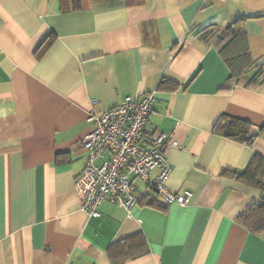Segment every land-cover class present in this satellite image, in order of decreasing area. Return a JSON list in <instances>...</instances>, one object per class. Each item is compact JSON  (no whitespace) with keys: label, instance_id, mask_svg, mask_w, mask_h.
I'll use <instances>...</instances> for the list:
<instances>
[{"label":"crops","instance_id":"1","mask_svg":"<svg viewBox=\"0 0 264 264\" xmlns=\"http://www.w3.org/2000/svg\"><path fill=\"white\" fill-rule=\"evenodd\" d=\"M231 32L253 60L239 80L219 52ZM150 91L145 133L172 134L167 186L191 196L165 203L137 177L129 212L105 200L91 217L74 188L88 113ZM229 118L251 143L224 135ZM254 154L264 158V0H0V264H264V230L238 220L261 192L221 173ZM125 238L128 254L110 257Z\"/></svg>","mask_w":264,"mask_h":264},{"label":"built area","instance_id":"2","mask_svg":"<svg viewBox=\"0 0 264 264\" xmlns=\"http://www.w3.org/2000/svg\"><path fill=\"white\" fill-rule=\"evenodd\" d=\"M154 99V91L140 98L126 95L113 108L99 114L88 113L92 129L81 139L86 160L74 188L89 216L98 217L99 205L105 200L129 212L137 201L133 182L129 180L131 175L144 180L165 203L188 202L190 191L177 193L167 186L171 166L166 150L174 145L172 134L145 133ZM104 155L109 157L95 164V159ZM153 170L156 172L150 176Z\"/></svg>","mask_w":264,"mask_h":264},{"label":"trees","instance_id":"3","mask_svg":"<svg viewBox=\"0 0 264 264\" xmlns=\"http://www.w3.org/2000/svg\"><path fill=\"white\" fill-rule=\"evenodd\" d=\"M52 34L49 33L38 46V51L46 48L52 39ZM219 52L226 62L230 75V79L239 80L243 74L248 71L253 63L250 56L246 36L241 33L231 32L227 39L222 43ZM255 78V77H254ZM252 79V78H251ZM223 133L226 137L247 142L248 144L254 138L250 135L248 124L237 118H229L223 127ZM222 175L256 188L261 192V200L259 203L250 207L238 220L250 228L254 232L264 230V158L259 154H254L248 165L242 170H223ZM149 204V203H148ZM129 238L122 239L109 249V256L115 260L119 256L128 254L129 247L131 248Z\"/></svg>","mask_w":264,"mask_h":264},{"label":"rangeland","instance_id":"4","mask_svg":"<svg viewBox=\"0 0 264 264\" xmlns=\"http://www.w3.org/2000/svg\"><path fill=\"white\" fill-rule=\"evenodd\" d=\"M133 178H135L134 180L137 181V184H140V183H141L140 180H138V178H137L136 176H134V175H131V176L129 177V180H130L131 182H133ZM136 178H137V179H136Z\"/></svg>","mask_w":264,"mask_h":264}]
</instances>
